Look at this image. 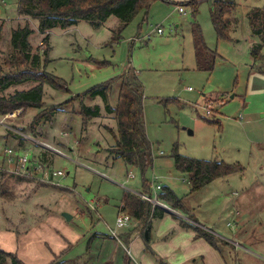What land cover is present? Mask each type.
Wrapping results in <instances>:
<instances>
[{
  "label": "rangeland",
  "instance_id": "rangeland-1",
  "mask_svg": "<svg viewBox=\"0 0 264 264\" xmlns=\"http://www.w3.org/2000/svg\"><path fill=\"white\" fill-rule=\"evenodd\" d=\"M214 1L197 0L198 10L194 11L188 0H156L124 27L116 16L99 26L82 20L76 26L49 30L50 39L44 42L47 33L40 32L38 19L19 12V0H0V63L4 70H11L6 62L12 53V30L28 24L34 30L33 50L42 54L51 45L46 69L67 83L69 92L45 84L44 108L59 106L129 68L136 69L145 88L144 123L154 159L142 173L107 153L114 136L106 126L115 131L116 121L101 97L86 100L101 107L100 115L90 120L87 129H83L82 116L72 113L76 103L58 111L50 124L43 120L34 124V117L42 109L16 110L17 117L0 122V153L3 150L4 154L7 147L29 151L35 157L47 152L49 169H61L65 175L41 180L38 171L33 170L35 176L16 175L13 166L1 164L0 248L12 252L24 264H60L61 260L62 264H78L85 259L87 264H113L110 258H118L123 248L108 235L112 229L120 233L127 227L116 226L125 194L130 190L142 192L144 178L155 184L160 178L159 184L183 199L189 215L221 238L217 242L230 264H264V202L249 207L233 202L249 185L255 201L264 196V47L263 57L252 67L251 47L260 38L252 34L246 16L249 8L264 7V0H232L238 4L239 23L231 39L217 36L212 22ZM176 5H182L185 11H179ZM159 25L163 34L157 32ZM195 25L200 26L207 46L218 54L211 72L196 67L190 32ZM119 34L122 38L113 41ZM36 84L29 81L12 85L3 94L8 96ZM110 98L112 104L117 102V86ZM206 105L211 106L210 116L218 124L204 118ZM47 125L53 128L52 134L73 140L74 150L58 146L69 157L11 129L57 146L55 140L39 137ZM65 130L67 135L63 134ZM175 147L190 157L240 163L244 172L191 191L189 176L175 167ZM129 173L134 177L128 179ZM152 242L150 235V246Z\"/></svg>",
  "mask_w": 264,
  "mask_h": 264
},
{
  "label": "trees",
  "instance_id": "trees-1",
  "mask_svg": "<svg viewBox=\"0 0 264 264\" xmlns=\"http://www.w3.org/2000/svg\"><path fill=\"white\" fill-rule=\"evenodd\" d=\"M154 1L156 0H19L18 9L21 14L30 15L39 20V30L42 33H47L44 42H48L50 39L49 30L56 27L68 28L82 20L93 26H99L111 16H116L120 19V26L124 27L134 19L141 9L149 8ZM186 3L190 4L194 11L198 10L197 0H190ZM237 7L238 4L232 0L214 1L212 22L219 39H231V33L237 29L239 23V18L236 15ZM246 16L252 34L260 38V41L254 42L251 47V55L255 62L252 67H255L257 61L263 57L264 7H251L246 12ZM33 33L34 30L28 24L18 26L11 32L12 53L6 62L11 66V70L6 72L3 64L0 63V114L4 115L18 109H23V111L28 108L42 109L33 119L34 124H38L42 120L52 121L58 111L65 110V106L68 104L76 103V108L72 110V113L82 116L83 129H87L90 120L100 115L101 107L97 104L89 105L86 100L101 97L105 102L106 110L112 114L116 121L115 131L112 127L106 126V129L111 131L114 136V143L106 149L107 153H110L114 159H123L127 165L134 166L145 173L154 159L152 143L147 137L144 123L145 88L136 69L129 68L126 72L92 87L82 94L71 96L59 106L44 108L45 84L66 92H69V88L63 78L46 69L51 45H48L42 54L39 50L37 52L33 50L31 42ZM192 36L197 69L211 72L218 56L216 50L207 46L200 26L195 25ZM121 38L122 36L119 34L113 38V41H118ZM42 55L44 60H42ZM262 71L264 72V70ZM29 81H36L37 84L29 89L17 90L8 96L3 94L10 86ZM116 86L118 100L112 104L110 94ZM204 118H207L211 123H219L211 116ZM46 153L41 152L37 156L44 161H50ZM172 156L176 169L189 176L191 191L200 190L216 179L244 172V166L240 163L190 157L179 153L177 147H175ZM26 178L21 176V179ZM142 188V192L152 194V181L144 178ZM158 198L169 203L173 208L182 209L184 207L183 199L170 187L162 186ZM123 211L128 212L138 221V226L134 231L122 234L125 239L123 240L128 243L133 234L139 235L145 242L146 251L158 262L163 263V258L159 257L150 246V231L152 221L162 218L166 210L154 205L139 194L128 191L123 199ZM179 219L184 227L196 231V237H204L215 248L221 250L217 242L219 237L211 230L197 224L198 221L192 218L194 222L185 218ZM78 262V264L87 263L84 260ZM59 263L62 264L64 261L61 260ZM0 264H24V262L12 252L0 248ZM125 264H132V260L129 257L126 258Z\"/></svg>",
  "mask_w": 264,
  "mask_h": 264
},
{
  "label": "crops",
  "instance_id": "crops-1",
  "mask_svg": "<svg viewBox=\"0 0 264 264\" xmlns=\"http://www.w3.org/2000/svg\"><path fill=\"white\" fill-rule=\"evenodd\" d=\"M165 1L169 2L170 0H165ZM175 7H177V9L179 10V8L182 7V5H176ZM184 11L185 10L181 12H184ZM160 26L161 25L157 26V28ZM190 32L192 34V29H190ZM192 40H193V36H192ZM48 122L49 121H45V123H48ZM46 128L48 129L45 130L43 128V131H42L43 135L39 134V137L40 138L43 137L44 141L45 140H48V141L55 140L54 142L57 144V146L51 145L50 143L45 141L47 144H50L51 146H54V147H58L59 145H61L62 147L64 146V147L69 148V151L74 150L73 145H72L73 140H70L69 138L65 140L64 138H60L59 136L52 134L53 128L51 129V127L50 126L48 127V125ZM66 132L67 131L65 130L63 134H65ZM2 152L0 153L1 155L0 162L1 161L3 162L4 157H5V154H3ZM228 176L223 177V178H227ZM159 179L160 178H158V182L161 183ZM219 179H222V178H219ZM253 192H254L253 188L249 185L246 187L242 197L240 199L233 198V202L234 201L235 203L243 202V205L245 204L247 205V207H249V204H253L254 202H258L259 205L262 202H264V196H261L259 200L255 201L253 197ZM167 206L168 208L162 207L166 210L165 215L162 218H157L152 221V228L150 231L151 239L153 241L151 248L152 250H154V252L159 257L163 258L164 260L163 263L158 262L154 256H152L149 252L146 251L145 242L142 240V238L139 235L133 234L131 238H129L128 243L125 242L121 238L122 234H127L128 232L134 231L136 229V227L138 226V221L136 219H134L135 221L134 223H132V225L129 224L130 226L128 225L125 230L123 229L120 233L118 232L120 239L118 237L113 236L110 232L109 235L111 237L110 236L109 237L110 239H112L110 241L112 242L114 240L117 241L116 245L119 246L121 244L120 246L123 248V252L120 254V256L118 258L111 257L110 259L112 260H110V262H112L113 264L114 262H116V264H125L126 258L129 257L132 260V264H230L226 257L224 248L221 246L220 243H218V245L220 246L221 250L215 248L204 237H196V234H197L196 231L190 228H186L181 224L180 219H179L181 217L188 219L190 221H193L192 219H194V220H197L198 223L204 228H208L211 230V228L206 226L205 223H203L200 219L193 217L192 215H189V212H188L189 209L185 205V203H184V207L182 209H179V210H184V211L186 210L184 213L181 211L179 212L177 208H173L169 204H167ZM187 216H190L192 219L188 218ZM233 218H235V215H233ZM84 261H87V260L85 259Z\"/></svg>",
  "mask_w": 264,
  "mask_h": 264
},
{
  "label": "built area",
  "instance_id": "built-area-1",
  "mask_svg": "<svg viewBox=\"0 0 264 264\" xmlns=\"http://www.w3.org/2000/svg\"><path fill=\"white\" fill-rule=\"evenodd\" d=\"M180 11H183V7L179 8ZM158 33H163L164 29L162 26L157 28ZM44 42H41V44H43ZM205 109V115L206 116H210L212 113V109L211 106L206 105L204 107ZM3 119L0 118V122L4 124V120L6 118H15L17 117L16 111H12V112H8L4 115H2ZM11 129L15 130L16 132H18L19 134H22L24 137L30 139V140H35L37 141V143H39L41 146L52 150L53 152H55L58 155H61L63 157H69L67 153H65L62 149L58 148V147H54L51 146L50 144H47L46 142H42L39 140H36L35 138H33L31 135H25L23 133H21L20 131L14 129V127L11 126ZM67 135V133H65ZM4 160L3 162H0V168L2 167L1 164H6L7 166H13L12 168V173L16 174V175H32L35 176L33 173V170L40 172L38 179L41 180H47V181H52V179L55 177V174H58L59 176H63L65 175L64 171L61 169H58L56 172L51 171L49 168L51 166V163L49 161H44L42 160L40 157L38 156H34L32 153H30L29 151L26 152L25 150L22 151H18L13 147H7L4 150ZM134 177V174L129 173L128 174V179H131ZM125 187V184H124ZM152 188H153V192H157L160 191L162 189V185L157 183L155 184L154 181H152ZM132 191V190H130ZM135 192V191H132ZM152 192V194H146L144 192H135L137 194H139L141 197H143L144 199H147L149 201H151L154 205H158L164 208H168L167 204H165L163 201H161L158 198V195H154ZM134 220V217L129 214L128 212L123 211V202L122 205L119 207V212L117 214L116 217V226L117 228H125L126 226H128L132 221ZM200 225V224H199ZM111 234L115 237L119 238V234L117 232L116 229H112L111 230Z\"/></svg>",
  "mask_w": 264,
  "mask_h": 264
},
{
  "label": "water",
  "instance_id": "water-1",
  "mask_svg": "<svg viewBox=\"0 0 264 264\" xmlns=\"http://www.w3.org/2000/svg\"><path fill=\"white\" fill-rule=\"evenodd\" d=\"M66 215V217L68 218V219H70L71 218V216L69 215V214H65Z\"/></svg>",
  "mask_w": 264,
  "mask_h": 264
}]
</instances>
